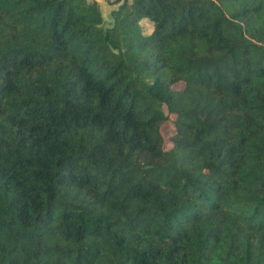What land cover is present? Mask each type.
<instances>
[{
  "label": "trees",
  "instance_id": "16d2710c",
  "mask_svg": "<svg viewBox=\"0 0 264 264\" xmlns=\"http://www.w3.org/2000/svg\"><path fill=\"white\" fill-rule=\"evenodd\" d=\"M114 3L0 0V264H264V0Z\"/></svg>",
  "mask_w": 264,
  "mask_h": 264
},
{
  "label": "rangeland",
  "instance_id": "374dc122",
  "mask_svg": "<svg viewBox=\"0 0 264 264\" xmlns=\"http://www.w3.org/2000/svg\"><path fill=\"white\" fill-rule=\"evenodd\" d=\"M91 1V0H89ZM99 5V10L102 16V26L107 27L112 22L111 11L116 9L119 3H114L115 0H95ZM149 27V26H148ZM149 29V28H148ZM181 83L175 84L174 87H181ZM160 132L164 138L163 146L168 148L171 143L169 138L174 134V128L170 122H164L160 128Z\"/></svg>",
  "mask_w": 264,
  "mask_h": 264
}]
</instances>
